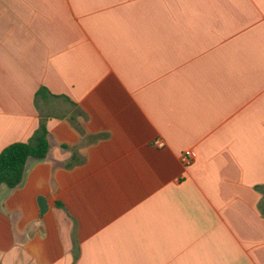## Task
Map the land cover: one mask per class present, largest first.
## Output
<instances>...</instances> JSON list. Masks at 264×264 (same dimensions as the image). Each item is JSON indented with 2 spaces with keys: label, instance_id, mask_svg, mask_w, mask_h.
Wrapping results in <instances>:
<instances>
[{
  "label": "crops",
  "instance_id": "0c3cea01",
  "mask_svg": "<svg viewBox=\"0 0 264 264\" xmlns=\"http://www.w3.org/2000/svg\"><path fill=\"white\" fill-rule=\"evenodd\" d=\"M40 122L0 264H264V0H0V151Z\"/></svg>",
  "mask_w": 264,
  "mask_h": 264
},
{
  "label": "trees",
  "instance_id": "16d2710c",
  "mask_svg": "<svg viewBox=\"0 0 264 264\" xmlns=\"http://www.w3.org/2000/svg\"><path fill=\"white\" fill-rule=\"evenodd\" d=\"M48 149L47 130L40 122L29 140L11 143L0 151V185L15 188L22 180L27 159H43Z\"/></svg>",
  "mask_w": 264,
  "mask_h": 264
},
{
  "label": "built area",
  "instance_id": "2783aa9c",
  "mask_svg": "<svg viewBox=\"0 0 264 264\" xmlns=\"http://www.w3.org/2000/svg\"><path fill=\"white\" fill-rule=\"evenodd\" d=\"M152 145L156 148H161V147H163V142L159 139H155V140H153ZM180 162L184 166H188L191 163V156H190L189 152H184L183 154H181Z\"/></svg>",
  "mask_w": 264,
  "mask_h": 264
},
{
  "label": "water",
  "instance_id": "95a60500",
  "mask_svg": "<svg viewBox=\"0 0 264 264\" xmlns=\"http://www.w3.org/2000/svg\"><path fill=\"white\" fill-rule=\"evenodd\" d=\"M38 203H39V208H40V215H42L46 210L44 200L42 198H39Z\"/></svg>",
  "mask_w": 264,
  "mask_h": 264
}]
</instances>
